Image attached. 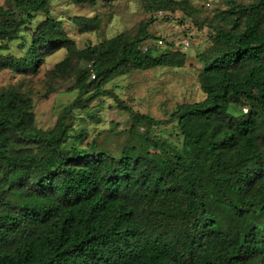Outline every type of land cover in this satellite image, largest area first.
Here are the masks:
<instances>
[{"label": "trees", "instance_id": "trees-1", "mask_svg": "<svg viewBox=\"0 0 264 264\" xmlns=\"http://www.w3.org/2000/svg\"><path fill=\"white\" fill-rule=\"evenodd\" d=\"M144 1L195 10L187 0ZM228 4L201 56L204 97L163 119L106 87L134 71L185 66L172 44L158 54L144 45L153 18L133 37L79 48L52 0L0 5V71L36 75L45 56L66 48L48 75L73 78L77 92L44 129L33 93L0 85V264H264V0ZM71 20L80 32L101 24L98 15ZM17 40L19 54L10 51ZM102 96L130 117L117 132L124 145H68L74 112ZM164 125L176 140L157 133Z\"/></svg>", "mask_w": 264, "mask_h": 264}, {"label": "rangeland", "instance_id": "rangeland-1", "mask_svg": "<svg viewBox=\"0 0 264 264\" xmlns=\"http://www.w3.org/2000/svg\"><path fill=\"white\" fill-rule=\"evenodd\" d=\"M187 1L195 9L192 14L184 12L181 8L149 10L144 0H96L95 3L52 0L51 11L53 16L63 20L68 35L75 40L79 48L119 33H127L133 37L138 32L142 20L153 18L149 31L154 37L146 40L144 45L152 47L158 54L172 44L174 48L186 53L185 66L134 71L114 79L106 87L113 88L136 110L163 119L169 117L177 104L197 101L204 97L205 93L199 82V69L203 65L201 56L214 45L211 39V23H215L220 11L230 6L229 0ZM235 1L246 3L251 0ZM5 2L6 0H0V5ZM75 15H98L101 19L100 28L97 31L80 32L79 27L71 20ZM159 39L162 43L156 42ZM21 42H12L10 51L21 53ZM66 55V48H59L45 56L39 73L33 76L11 70L0 71V85L21 84L23 91L33 93L37 125L44 129L55 124L64 106L77 95V92L71 89L73 78L63 80L55 76L52 79L48 75L49 70ZM71 123L68 145L84 148L93 138H97L101 146L116 153L127 140V135H118L117 132L128 128L131 120L128 113L119 109L112 98L102 96L92 101L88 109L76 110ZM83 131L87 136L83 139L76 138ZM172 131L173 125H164L157 129L159 135L176 140Z\"/></svg>", "mask_w": 264, "mask_h": 264}, {"label": "built area", "instance_id": "built-area-1", "mask_svg": "<svg viewBox=\"0 0 264 264\" xmlns=\"http://www.w3.org/2000/svg\"><path fill=\"white\" fill-rule=\"evenodd\" d=\"M156 42L158 43V42H160V43H162V40H156ZM189 43H186V45H188Z\"/></svg>", "mask_w": 264, "mask_h": 264}]
</instances>
